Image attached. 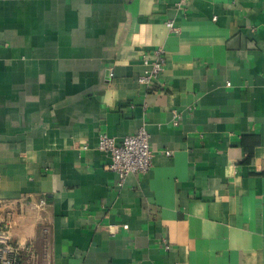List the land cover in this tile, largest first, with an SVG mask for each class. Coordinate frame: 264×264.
I'll return each mask as SVG.
<instances>
[{
	"label": "crops",
	"instance_id": "1",
	"mask_svg": "<svg viewBox=\"0 0 264 264\" xmlns=\"http://www.w3.org/2000/svg\"><path fill=\"white\" fill-rule=\"evenodd\" d=\"M142 126L152 168L118 187L98 136ZM10 209L47 264H264V0H0Z\"/></svg>",
	"mask_w": 264,
	"mask_h": 264
},
{
	"label": "built area",
	"instance_id": "2",
	"mask_svg": "<svg viewBox=\"0 0 264 264\" xmlns=\"http://www.w3.org/2000/svg\"><path fill=\"white\" fill-rule=\"evenodd\" d=\"M173 1L176 10L185 11L189 0ZM166 26L171 31H177L172 21H168ZM154 55L155 59L151 62L145 55L142 57L145 70L138 82L147 90L154 89L156 80L164 70L163 51L156 50ZM173 116L176 118L177 114L174 113ZM174 125H177V122H174ZM82 149L88 150V146L84 145ZM96 149L109 156L106 169L117 176L118 187L124 186L128 177L144 175L152 168L153 153L149 148V135L143 126L135 134L124 136L120 143H116L114 138L102 132L98 136ZM166 155H169V152H166ZM40 202L45 203L44 200ZM9 211L8 217L0 213V264H47L37 259L33 240L26 237V234L14 233L17 228L24 226L25 218L22 213H16L18 218L13 220L15 211L12 209ZM123 228L127 229V226ZM163 245L165 250L169 249L166 243Z\"/></svg>",
	"mask_w": 264,
	"mask_h": 264
}]
</instances>
